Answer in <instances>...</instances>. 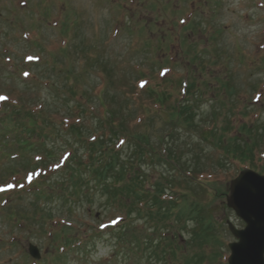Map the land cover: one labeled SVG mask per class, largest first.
Here are the masks:
<instances>
[{
    "label": "rangeland",
    "instance_id": "374dc122",
    "mask_svg": "<svg viewBox=\"0 0 264 264\" xmlns=\"http://www.w3.org/2000/svg\"><path fill=\"white\" fill-rule=\"evenodd\" d=\"M163 68H171L177 82L163 80L170 74L163 78ZM138 78L172 95L175 89L173 100L180 98V79L195 83V98L186 103L193 121L174 124L162 110L155 118L154 99L131 89ZM109 83L107 103L116 100L118 120L131 132L158 142L173 125L170 142L180 164L220 183V194L213 188L204 208L216 235L234 241L225 233L227 221L244 226L227 207L229 181L240 165L224 148L254 142L251 134L239 135L240 123L263 129L264 0H0V96L8 97L0 100V187L14 186L0 192V264H195L203 262L204 251L211 257L217 250L227 261L230 251L218 247L216 235L195 233L205 212L177 223L175 216L167 223L134 209L127 218L125 201L114 200L112 170L104 185L88 167L79 185L69 181L62 169L67 152L77 150L88 162L85 143L104 133L111 138L98 126V95ZM85 94L91 99L86 114ZM31 117L43 133L30 131ZM143 120L152 126L142 127ZM72 125L82 130V143L69 131ZM117 150L120 167L133 162L147 188L181 178L166 162L139 161L133 140ZM47 152L51 160L37 163ZM36 164L49 171L45 198L29 185L37 173H27ZM66 224L75 240L56 250L49 232ZM29 243L40 248L41 260L31 258Z\"/></svg>",
    "mask_w": 264,
    "mask_h": 264
},
{
    "label": "trees",
    "instance_id": "16d2710c",
    "mask_svg": "<svg viewBox=\"0 0 264 264\" xmlns=\"http://www.w3.org/2000/svg\"><path fill=\"white\" fill-rule=\"evenodd\" d=\"M169 82H171V80ZM111 85L112 84L109 83L104 86V89L100 95H98V100L100 101L103 108V116L101 115V117H99L100 120L98 126L99 129L105 127L111 138L106 137L107 139H105L104 133L103 135L94 137L93 140L85 143L89 155L88 162L85 161V158L82 155L79 156V154H77V150L73 149L70 151L71 153L66 158L65 166L63 168L64 171H68L69 181H72L74 186L79 185L84 176L81 175L80 172H82V169L85 170V168L88 167L89 171L91 170L97 174V182L101 183V185H104L108 182L107 179H109L107 174H110L112 170L113 173L111 174L113 177H110V179L113 178L112 186L114 185V190L116 191L114 200L120 199L121 201L124 200L127 202H121L122 205L126 204V206L123 208L128 210V214H126L127 218L135 211H138L140 215L143 214L146 218L150 217L153 219V217H159L162 222L167 221V223H173L172 218L175 216V222L177 223L179 221L185 220L188 215L194 216L196 219L197 215L205 212L206 215L202 217V223H199V231H196L195 233L204 235L205 233L209 232V234H211L207 237H209V239L215 238L214 235H216L217 232L211 229V225L213 223H211V215H209L210 210L204 208L211 204L209 200V196L211 195V186L212 188H216V194H220L218 184L214 183L211 186L209 184V191L201 186L200 189L197 190L196 187H190L189 184L186 185V183H181L179 180L175 182L173 179H166V183L163 185H161L159 182H156L152 188H147V177H144V175L142 176V173L140 170L135 168L133 162L126 161L124 162L125 166L120 167L118 157L121 156L122 151L117 150V145L115 142L119 138L123 137L125 140H133V143L136 147V151L134 153L139 161L142 162L147 160L146 157L150 156V160L166 162L167 164L174 166L175 169L178 167L183 171H187V169L184 168L176 159L178 153L176 152V149L172 148V144L170 142V137L175 130L174 129L172 131L174 126L172 125V129H170L169 133L163 132L162 134L158 135V142L152 141L150 135L147 133L142 132L141 134H137L135 133L136 131L131 132L130 129H128V127L122 122V120H118L117 116L119 114L117 112L119 111V108L116 106V100L114 104L110 105L109 102L107 103L108 100L112 101L108 98L109 89L106 90ZM135 86L136 85L133 84L131 89H133ZM193 87L194 84L191 83L189 88L191 89ZM143 92L151 96L159 105V107H161L158 109V111L162 109L167 113V115H170L174 124H181L182 126L185 122L189 123L190 121H193V114L190 113L188 105L186 104L189 102V99H186L185 101H181L180 99L173 100L172 98L174 95L169 93L167 90H161L160 86L159 90H156L154 86H146ZM81 93H83V91ZM158 93L159 97L156 100L154 97L158 95ZM74 95L77 96L78 93L74 92ZM83 97L86 98V101L82 113L86 114L87 104L91 102V99L87 94H85ZM191 98H195L194 95L191 96L190 99ZM156 114L157 115L155 118L160 116L158 112ZM41 115L43 117L46 116L44 114ZM30 123L33 124L32 128L30 129L32 133H36L38 130L43 133L45 128H38V126L35 125L36 121H34L32 117ZM143 124L146 125V122H143ZM147 126L151 127L152 124L148 122ZM251 126L252 127L242 125L240 128V133L241 130H243V133L240 135L245 133L253 135V143H246L244 148L235 147L233 150H229L228 146L225 145L224 150L228 157H232L234 155L237 160H239L240 165L253 168L264 174V145L261 146L256 142L257 140L264 142V125L262 130L257 126ZM69 131L72 134H76L79 137L78 140L81 143L84 141V137L81 136L82 130H80L78 127L72 125ZM28 145L30 146V144ZM50 155H52V153L47 152L46 163L48 162L47 160H51L52 157ZM117 166H119V169ZM75 174H79L80 176L77 177ZM48 182H51V179L44 176L33 185L35 187H39L42 191L40 193H43V187L46 186ZM180 184L186 186L187 191L185 193H181L180 197L178 196L172 199L164 198L168 190H170L173 186L179 187ZM42 197H46L45 192L42 194ZM132 209L135 211H132ZM167 218L171 219L166 220ZM167 226L171 227L172 225L168 224ZM62 230L64 233L66 232V229ZM67 232H71V229H69ZM53 233L54 232L52 231L51 235H53ZM57 234V232L54 233V235ZM125 234H127L126 229ZM200 234L197 235L200 236ZM219 238L220 236L216 235V244L221 247L222 240L219 241ZM206 244L208 245V242H206ZM220 257L221 254L219 250H217L215 257L211 258V264H225L220 260Z\"/></svg>",
    "mask_w": 264,
    "mask_h": 264
},
{
    "label": "water",
    "instance_id": "95a60500",
    "mask_svg": "<svg viewBox=\"0 0 264 264\" xmlns=\"http://www.w3.org/2000/svg\"><path fill=\"white\" fill-rule=\"evenodd\" d=\"M227 204L246 223L244 230L229 227L239 242L229 245V264H264V176L251 170L243 171L231 183ZM30 253L39 258L38 249L31 245Z\"/></svg>",
    "mask_w": 264,
    "mask_h": 264
},
{
    "label": "snow or ice",
    "instance_id": "6c2138e0",
    "mask_svg": "<svg viewBox=\"0 0 264 264\" xmlns=\"http://www.w3.org/2000/svg\"><path fill=\"white\" fill-rule=\"evenodd\" d=\"M6 99H8V97L0 96V100H6ZM29 182H31V177H29ZM13 187H14L13 185H8L7 188L0 187V192H4V191H7V190H10ZM21 187H23V186L21 185Z\"/></svg>",
    "mask_w": 264,
    "mask_h": 264
}]
</instances>
